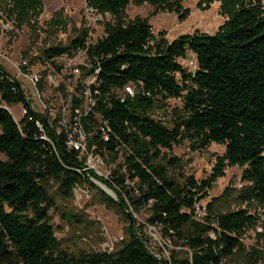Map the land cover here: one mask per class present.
Masks as SVG:
<instances>
[{
    "label": "trees",
    "instance_id": "trees-1",
    "mask_svg": "<svg viewBox=\"0 0 264 264\" xmlns=\"http://www.w3.org/2000/svg\"><path fill=\"white\" fill-rule=\"evenodd\" d=\"M183 1H85L87 8L110 15L113 22L104 23L103 36L87 51L90 68L82 67L84 75L97 74L90 88L94 105L81 124L88 151L120 160L104 182L122 202L107 200L123 210L146 209L145 226L159 228L163 241L184 257L176 258L174 252L168 259L156 256L144 227L134 226L126 211L129 228L116 250L74 252L63 246L50 216L56 208L51 186L66 200L75 187L102 178L85 170L84 158L66 147L64 131L56 133L55 123L31 110L21 85L0 66V264H234L237 256L246 264L258 262V252H246L241 238L259 218L247 208L221 209L229 187L207 202L202 221L192 211L195 201L205 199L224 170L234 166L242 169L243 184L235 201L264 205V9L246 0H200L205 5L219 1L227 21L214 34L195 32L172 41L163 33L155 38L148 19L125 22L130 2L178 14ZM7 7L22 24L41 12L42 1L10 0ZM61 14L59 10L50 19L53 27L63 26ZM88 33L78 30L68 43L43 49L37 59L72 55L84 46ZM187 53L194 56V70L179 62ZM128 84L135 87L132 97L114 93ZM171 98L180 99L181 109L165 123L155 113ZM3 104H21L26 112L15 122ZM184 142L194 151L212 143L224 146L207 179L171 174L180 168L179 160L162 151L170 154Z\"/></svg>",
    "mask_w": 264,
    "mask_h": 264
},
{
    "label": "rangeland",
    "instance_id": "rangeland-1",
    "mask_svg": "<svg viewBox=\"0 0 264 264\" xmlns=\"http://www.w3.org/2000/svg\"><path fill=\"white\" fill-rule=\"evenodd\" d=\"M10 0H0V66L5 69L23 88L27 97L36 107L39 113H46L54 120L67 127L70 126L74 112L69 95L70 89H66L65 94L58 89L62 78L55 77V83H47L42 92L36 95V90L30 85L24 75L42 72V68L47 73L53 72V65L37 59L43 49L49 46L65 45L76 35L78 30L86 28L92 42L103 36V25L106 22H113L108 14L97 16L87 12L86 0H41V12L29 19L28 22L19 24L15 15L7 12ZM257 8L264 9V0H246ZM202 6V7H200ZM221 3L214 1L208 4H200V0H184L181 3V13H167L160 9L158 13L147 3L135 5L130 2L124 11L125 22L136 18L148 19L152 27L155 38L160 33L168 41L174 38L191 33L214 34L227 21L228 16L222 14ZM61 10L63 26H52L50 19L54 13ZM183 17V16H182ZM98 20L93 23V20ZM194 56L187 53L184 59L179 62L182 66L188 67L189 60ZM26 65H25V64ZM25 67V68H24ZM44 70V69H43ZM38 72V73H39ZM68 74V71H67ZM44 104L43 110L38 104ZM37 105V106H36ZM161 107L156 111L158 120L169 123L170 117L176 110L181 109L180 99H168L159 104ZM3 106H6L3 104ZM7 107V106H6ZM15 122L22 118L21 104L7 107ZM58 118V119H57ZM58 122V125H59ZM165 155L175 157L179 160L180 168L171 174L175 178L192 176L195 180L207 179L218 159L224 153V146L212 143L203 150H192L188 142L175 145L170 154L163 150ZM102 164H97L95 174L102 178V181L91 180V184L85 183L75 187L72 197L62 199L55 193L56 186L52 185V194L55 197L56 208L50 211L52 224L55 228L56 238L62 242L68 250L77 252L84 250L87 252H112L116 250L127 235L129 228L128 220L125 217L126 211L134 220V226H143L145 235H149V229L145 226L148 216L146 209L138 212L127 209H120L112 205L107 199L116 203H121L120 197L112 190L104 180H109L112 170L120 162H112L110 158L102 159ZM242 169L238 166L227 167L224 175L216 180L208 196L203 200L207 203L211 198L223 195L225 189H231L228 198L223 199L221 206L223 210H234L237 208H247L250 214L257 216V224L245 230L241 241L246 252L256 250L258 252V262L264 264V205L256 204L247 207L246 204H239L235 197L239 192L238 184ZM132 186L133 183H127ZM245 186V183H244ZM153 233V232H151ZM156 237L152 238L150 250L159 257L170 258L172 252L176 258H183L184 253L178 247H173L170 242L163 241V236L159 228H155ZM234 264H246L242 256L234 258Z\"/></svg>",
    "mask_w": 264,
    "mask_h": 264
},
{
    "label": "built area",
    "instance_id": "built-area-1",
    "mask_svg": "<svg viewBox=\"0 0 264 264\" xmlns=\"http://www.w3.org/2000/svg\"><path fill=\"white\" fill-rule=\"evenodd\" d=\"M87 12L90 14H95V15L97 14L90 8H87ZM97 16L101 17V15L99 14H97ZM97 21H98L97 19L93 20V23H96ZM95 42H92L88 35V38L84 43V46L78 48L72 55L64 54L62 56L52 59V61H49L51 65H53L52 73H47V70H45V68H42V72L38 71L39 73L33 72L30 73V75H24L25 78L30 83V85L35 88L36 95H38V97H39V93L43 91L44 86H46L47 83H51V84L55 83L54 80L55 77L62 78L61 82L59 83L60 85L58 86L59 87L58 89H60L65 96H67L65 94L66 89H70L72 93L69 95V97L72 102V110L74 112V115H73V120L69 127L60 123L59 122L60 120L58 118H57L58 120H54L51 118V115L48 116L46 113H39L36 110V107L32 104L31 100L28 97L27 99L30 101L31 110L46 116L48 118V123L50 125H53L54 123L56 124V133L59 134L61 130L64 131L66 136V142H65L66 147L70 150L77 151L80 157L84 158L85 160L84 161L85 170L90 169L93 172L96 170L97 164H102L103 161L101 157L94 155L92 152L88 151L87 135L82 127L81 117L86 115L90 107L94 105V102L90 98V92H91L90 88L91 86H95L96 84L95 74H97V70H95L93 74H89V75H84L85 73L84 70H88V68H90V62L87 57V51L89 46L93 45ZM49 62H45V63H49ZM195 65H196L195 60L190 59L188 62V68L190 70H194L196 67ZM82 67L84 68V70L82 69ZM39 86L42 87V90H39ZM134 92H135V87L132 84H128L124 86L122 89H116L114 93L121 97H125V96L132 97L134 95ZM72 99L76 101H74L73 103ZM38 105H39L38 107H40L43 110L46 108V106L42 103ZM74 105L75 106L79 105V107L77 109H74L73 108ZM21 110L23 116L26 110L22 105H21ZM96 119L100 121L99 117H96ZM104 125L106 124L104 123ZM36 126L42 131V126L39 122H36ZM242 185L243 184L239 182L238 188H240ZM203 200H196L193 205L192 212L194 219L197 221H202L204 217L207 215V210H206L207 203H204ZM146 227H148L149 229V235L147 236L149 237L150 241H153L152 238L156 237L155 228L150 226H146Z\"/></svg>",
    "mask_w": 264,
    "mask_h": 264
},
{
    "label": "water",
    "instance_id": "water-1",
    "mask_svg": "<svg viewBox=\"0 0 264 264\" xmlns=\"http://www.w3.org/2000/svg\"><path fill=\"white\" fill-rule=\"evenodd\" d=\"M4 110L8 111V108L6 106L3 107ZM9 112V111H8Z\"/></svg>",
    "mask_w": 264,
    "mask_h": 264
}]
</instances>
